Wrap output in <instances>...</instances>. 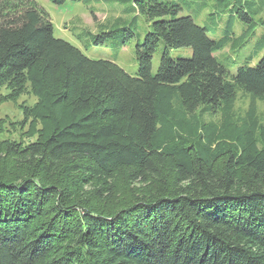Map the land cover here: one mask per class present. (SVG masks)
I'll use <instances>...</instances> for the list:
<instances>
[{
	"label": "trees",
	"instance_id": "1",
	"mask_svg": "<svg viewBox=\"0 0 264 264\" xmlns=\"http://www.w3.org/2000/svg\"><path fill=\"white\" fill-rule=\"evenodd\" d=\"M129 1L150 29L136 76L56 38L36 0H0V92L29 90L38 101L25 118L44 125L33 142L0 141V264H264L256 108L223 139L191 121L201 107L227 117L238 90L264 100V58L231 74L217 57L241 46L235 24L255 28L263 5L202 0L230 15L214 39L183 14L186 0ZM116 34L124 45L135 37L122 28L95 43ZM171 49L192 56L173 59Z\"/></svg>",
	"mask_w": 264,
	"mask_h": 264
},
{
	"label": "rangeland",
	"instance_id": "2",
	"mask_svg": "<svg viewBox=\"0 0 264 264\" xmlns=\"http://www.w3.org/2000/svg\"><path fill=\"white\" fill-rule=\"evenodd\" d=\"M36 1L49 14L56 38L69 42L92 60L111 61L131 76L138 74L136 47L144 41L150 29L146 18L136 12L132 1L64 0L62 3L53 2V0ZM186 1L188 5L185 6L183 14L192 16L196 24L209 29L210 37L221 38L230 19L228 11L222 5H214V2L210 6L203 7L202 0ZM252 1L258 6L263 5L259 15L254 19L257 26L253 28L250 24L236 23L235 37L240 38L244 35L240 41L241 46L234 50L228 46L217 54L219 61L231 74H235L237 68L246 62L255 66L264 58V48L261 47L264 43V0L263 4L260 3L262 0ZM122 28H133L135 32V37L128 40L125 45L120 34L106 38L103 44L95 43V40L103 33ZM164 50L165 45L161 42L152 60L154 75L160 68ZM170 56L173 59L189 58L192 56V51L171 49ZM9 93L7 89L0 92V141H20L24 144L35 141L43 132L44 125L41 122H34L31 118L26 119L24 110L26 107L32 108L38 99L29 90L16 99L11 98ZM252 107L256 108L259 121L264 125V100L253 98L242 90L237 91L233 108L227 117H224L222 111H210L207 107H201L191 117V121L217 128L219 138L223 139L231 132L247 128L248 111ZM119 180L126 185L124 176H120ZM127 185H129L128 182ZM129 186V190L134 187ZM89 190L90 186L83 189L85 192ZM78 196L82 198L86 195L80 193Z\"/></svg>",
	"mask_w": 264,
	"mask_h": 264
}]
</instances>
